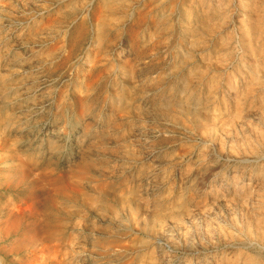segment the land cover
<instances>
[{
  "label": "rangeland",
  "instance_id": "1",
  "mask_svg": "<svg viewBox=\"0 0 264 264\" xmlns=\"http://www.w3.org/2000/svg\"><path fill=\"white\" fill-rule=\"evenodd\" d=\"M0 264H264V0H0Z\"/></svg>",
  "mask_w": 264,
  "mask_h": 264
}]
</instances>
